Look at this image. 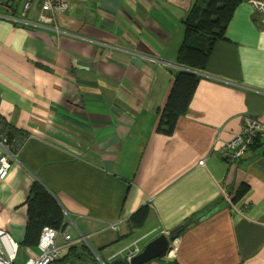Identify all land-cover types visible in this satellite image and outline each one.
<instances>
[{
  "label": "crops",
  "instance_id": "1",
  "mask_svg": "<svg viewBox=\"0 0 264 264\" xmlns=\"http://www.w3.org/2000/svg\"><path fill=\"white\" fill-rule=\"evenodd\" d=\"M25 1L0 3V118L15 150L0 181V231L17 244L10 264L40 255L23 245L34 183L65 214L71 245L56 240L59 259L78 244L111 264L195 217L146 264H264V135L238 161L221 156L245 118L264 126L263 18L245 0L236 7L166 136L162 110L189 70L177 58L185 23L207 0H66L49 24L44 0L27 12Z\"/></svg>",
  "mask_w": 264,
  "mask_h": 264
},
{
  "label": "trees",
  "instance_id": "2",
  "mask_svg": "<svg viewBox=\"0 0 264 264\" xmlns=\"http://www.w3.org/2000/svg\"><path fill=\"white\" fill-rule=\"evenodd\" d=\"M244 0H207L203 10L196 17V22L190 19L185 23V33L182 46L178 52V63L189 68L177 72L174 77L172 89L164 106L157 131L163 135L171 136L175 130L176 122L180 116L186 114L188 105L193 97L200 77L193 70L203 71L206 69L208 57L213 46L224 38V32L236 7ZM1 125V123H0ZM8 134L11 129L4 125ZM250 146L252 148L255 142ZM13 141L8 140L10 149ZM249 148V149H250ZM14 153L15 150L11 149ZM246 190L238 193L241 197ZM28 210V225L23 245L33 249L37 246L40 233L43 228L49 227L56 230L65 228V214L59 208L54 199L38 183H34L29 191L26 201ZM146 220L144 211L136 213L130 218L133 228H140ZM197 218L187 220L180 228L173 230L171 236L182 233L190 227ZM92 251L85 245H73L67 255L62 259L55 260L52 264H90L95 261ZM111 264H122L114 261Z\"/></svg>",
  "mask_w": 264,
  "mask_h": 264
},
{
  "label": "built area",
  "instance_id": "3",
  "mask_svg": "<svg viewBox=\"0 0 264 264\" xmlns=\"http://www.w3.org/2000/svg\"><path fill=\"white\" fill-rule=\"evenodd\" d=\"M4 0H0V3ZM34 0H26L23 5V10L27 12ZM252 11L260 15L264 20V0H245ZM68 10V3L66 0H44L41 3V11L39 14V21L44 24L54 23L57 15L63 14ZM0 181H4L9 174L11 167V160L15 155L11 152L10 146H8V140L6 130L4 128V122L0 118ZM264 135V126H261L257 120L252 118H245L241 128V132L224 143L221 148V156L229 162H235L243 158L246 151L253 144L254 140ZM198 165L203 166L204 161H200ZM232 209H234L232 207ZM235 211V210H234ZM236 212V211H235ZM237 213V212H236ZM238 214V213H237ZM119 224H109L108 229L117 230ZM168 234V239H170ZM62 237L64 241L71 245L70 236L68 234V228L65 226L62 230H56L49 227L42 229L38 243L37 250L40 255L36 258H30L25 264H51L55 260L59 259L62 253V248L56 245V240ZM173 237V236H171ZM84 240V239H83ZM85 241V240H84ZM7 242L10 247H7ZM140 241L134 242L131 246L127 247L123 251L110 257L109 260L121 261L125 264H131L134 257L141 253V249L138 244ZM17 251V244L14 243L7 234L0 231V264H10L15 258Z\"/></svg>",
  "mask_w": 264,
  "mask_h": 264
},
{
  "label": "water",
  "instance_id": "4",
  "mask_svg": "<svg viewBox=\"0 0 264 264\" xmlns=\"http://www.w3.org/2000/svg\"><path fill=\"white\" fill-rule=\"evenodd\" d=\"M170 239L165 236H159L147 243L142 252L133 258L131 264H146L149 261L157 258L167 248ZM125 264V263H122Z\"/></svg>",
  "mask_w": 264,
  "mask_h": 264
},
{
  "label": "rangeland",
  "instance_id": "5",
  "mask_svg": "<svg viewBox=\"0 0 264 264\" xmlns=\"http://www.w3.org/2000/svg\"><path fill=\"white\" fill-rule=\"evenodd\" d=\"M73 232V231H72ZM151 240L147 241V242H142V243H139L138 246L139 248L142 250L147 243H149ZM88 244V243H87ZM94 251V250H93ZM95 252V251H94ZM94 259L95 261H92L90 262V264H107L106 262L104 263L101 259H100V253L98 251L95 252V255H94ZM19 264V263H18Z\"/></svg>",
  "mask_w": 264,
  "mask_h": 264
},
{
  "label": "bare ground",
  "instance_id": "6",
  "mask_svg": "<svg viewBox=\"0 0 264 264\" xmlns=\"http://www.w3.org/2000/svg\"><path fill=\"white\" fill-rule=\"evenodd\" d=\"M5 243H6L7 247H10V245L7 242H5Z\"/></svg>",
  "mask_w": 264,
  "mask_h": 264
},
{
  "label": "clouds",
  "instance_id": "7",
  "mask_svg": "<svg viewBox=\"0 0 264 264\" xmlns=\"http://www.w3.org/2000/svg\"><path fill=\"white\" fill-rule=\"evenodd\" d=\"M173 239V238H172Z\"/></svg>",
  "mask_w": 264,
  "mask_h": 264
}]
</instances>
